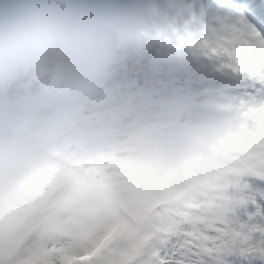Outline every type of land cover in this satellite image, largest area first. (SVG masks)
I'll return each mask as SVG.
<instances>
[{
    "label": "clouds",
    "instance_id": "obj_1",
    "mask_svg": "<svg viewBox=\"0 0 264 264\" xmlns=\"http://www.w3.org/2000/svg\"><path fill=\"white\" fill-rule=\"evenodd\" d=\"M235 25L226 0H0V199L46 175L24 227L83 211L105 229L211 194L250 141L229 93L189 67L212 61L165 41Z\"/></svg>",
    "mask_w": 264,
    "mask_h": 264
},
{
    "label": "rangeland",
    "instance_id": "obj_2",
    "mask_svg": "<svg viewBox=\"0 0 264 264\" xmlns=\"http://www.w3.org/2000/svg\"><path fill=\"white\" fill-rule=\"evenodd\" d=\"M253 86L256 87L255 84ZM240 102L236 101V105H232L230 102L228 104L235 107L241 115L243 123L236 135L248 139L250 141L249 146L236 152L223 165L216 168V186L211 194H201L195 188H189L186 190L185 195L177 199L178 201L168 199L167 202L165 201L166 198L162 199L141 210L130 222L123 221L122 224L124 225L119 227L115 232L116 235L110 242L108 249V254L114 261V264H118L119 260L125 264L128 258H130L129 250L127 249L130 244L134 246L135 254L138 255L143 251L140 240L146 241L152 237L142 232L148 229V225L138 223L140 221L138 218L140 216L138 215L142 213L144 215L149 209L153 212V215L149 218L150 222L154 223V227H158V231L160 232V235L152 237L150 244L154 241L164 242L172 239L179 247L186 243H193L200 237L208 234L212 235L214 231H217L218 236L221 233L224 237L217 238L218 242L210 241L209 247L211 246V248L216 249L211 256L213 264H231L229 260L223 258L227 248L232 244L229 237L237 226V214L235 209L231 210V206L243 200L245 189L249 187V178L264 173V121L261 120V116L264 113L257 112L256 108V113L251 112L250 110L253 109L251 106L242 105ZM257 104L261 105L262 103L259 101ZM233 141L235 143V139ZM42 184V182H39L33 188L27 186L24 194L16 200L5 202L3 199H0V217L3 219L0 222L1 259L8 252V246L11 245L13 240V250H17L14 247L18 245L17 242L21 241L19 235H15L14 237V233L17 230L12 228V223L16 225L21 224L22 236L29 241L23 246L20 245L26 251L20 258L26 259L30 252L29 245L30 242L34 241V238L32 231L24 227V221L29 211L31 200L39 193ZM63 219H65V222L71 221L70 223L66 222L69 224L68 226L73 225L71 223L76 219L78 222L84 221V224L89 223L92 225L93 232L97 231L98 228L96 224L86 219L83 211L65 216ZM149 219L147 222H149ZM59 227V225H56L55 230ZM77 228L78 225L76 228L71 227L65 233L67 235L70 233L74 237L73 233H75ZM54 231L47 232L44 235L45 238L44 236L43 238L47 239L48 237V240H53ZM66 234L63 238L56 239L62 241V243H57L53 247L63 246L68 238ZM121 236L127 237L120 238ZM214 237L216 236L214 235ZM39 250L41 251V248ZM46 260L47 258L44 259V261Z\"/></svg>",
    "mask_w": 264,
    "mask_h": 264
},
{
    "label": "snow or ice",
    "instance_id": "obj_3",
    "mask_svg": "<svg viewBox=\"0 0 264 264\" xmlns=\"http://www.w3.org/2000/svg\"><path fill=\"white\" fill-rule=\"evenodd\" d=\"M226 4L236 17L233 36L225 41L206 37L188 46L199 49L208 59L220 61L221 66L235 74H244L255 82V90L264 95V87H261L264 85V12L246 11L245 6L232 3L231 0H226ZM250 111L255 112L256 109ZM259 111L264 113V103L260 105ZM261 120L264 121V115ZM233 209L237 214V226L229 237L232 244L223 258L231 264H264V173L249 178V187L245 189L243 200L234 203L231 206ZM112 239L113 235L107 234L76 251L67 246L51 247L45 264H114L108 254ZM211 239L212 235L208 234L179 247L172 239L154 241L125 264H213L210 256L216 249L209 247ZM57 243L62 241L41 238L32 241L29 249L40 246L48 251L49 245ZM0 264L30 262L27 259H0Z\"/></svg>",
    "mask_w": 264,
    "mask_h": 264
},
{
    "label": "bare ground",
    "instance_id": "obj_4",
    "mask_svg": "<svg viewBox=\"0 0 264 264\" xmlns=\"http://www.w3.org/2000/svg\"><path fill=\"white\" fill-rule=\"evenodd\" d=\"M239 2H242L241 5L243 3H245V2H243V0H239ZM208 60H210L212 62H204L202 64H189V67H191L193 72L201 75V77L203 78V81L206 85L211 86V87L224 88L229 93V102L231 103V101H235L234 105H236V101H241L240 104H244L245 106H247V105L252 106L253 105L252 102L257 100V99H258L257 100L258 102L260 101L261 103H264V95H262L259 91L253 93V90L255 89V86H253V85L255 84V82L249 80L248 77L245 76L244 74L238 75V74H235L234 72L224 68L223 66H221L220 61H217L214 59H208ZM208 72H210V73L212 72L214 75L212 77L207 76ZM261 87H264V85H262ZM31 185H32V183L29 184V186H31ZM68 225H69L68 223L65 224V226L67 228L73 227L72 225L71 226H68ZM219 231H220V229H219ZM211 232H212V230H211ZM46 237H47V235H46ZM44 238H45V236H44ZM19 239L21 241L23 240L22 238H19ZM47 239H48V237H47ZM27 242H29V241H27ZM14 248L17 250H20L18 246H15Z\"/></svg>",
    "mask_w": 264,
    "mask_h": 264
}]
</instances>
